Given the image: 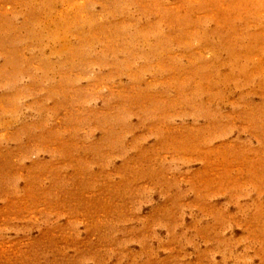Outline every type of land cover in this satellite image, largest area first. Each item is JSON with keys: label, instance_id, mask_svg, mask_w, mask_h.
<instances>
[{"label": "rangeland", "instance_id": "rangeland-1", "mask_svg": "<svg viewBox=\"0 0 264 264\" xmlns=\"http://www.w3.org/2000/svg\"><path fill=\"white\" fill-rule=\"evenodd\" d=\"M0 264H264V0H0Z\"/></svg>", "mask_w": 264, "mask_h": 264}]
</instances>
